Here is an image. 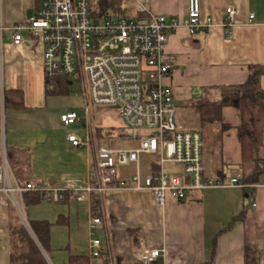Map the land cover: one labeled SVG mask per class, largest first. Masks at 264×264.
I'll use <instances>...</instances> for the list:
<instances>
[{"label":"crops","instance_id":"1","mask_svg":"<svg viewBox=\"0 0 264 264\" xmlns=\"http://www.w3.org/2000/svg\"><path fill=\"white\" fill-rule=\"evenodd\" d=\"M125 3H129L132 16L137 14L138 4L181 22L188 15V0H124ZM40 5L41 0H0V164L7 149L19 151L23 176L17 178L8 163L16 182L57 187L65 191L66 198L88 184L94 152L73 148L67 139L68 127L60 120L65 113L84 112L82 99L73 95L46 98L43 46L28 31L22 32L21 45L13 44L11 28L29 22ZM229 8L237 12L230 29L231 39L223 27ZM250 15L255 16L253 24H249ZM201 16L204 24L210 21L207 28L191 36L181 26L170 35L166 46L165 58L172 65V73L164 83L173 90L180 122L188 130H193L197 121L193 109L188 107L194 103L189 97L191 89L199 88L212 100L219 99L221 94L212 91L214 88L241 85L250 65L264 66V0H201ZM261 85L264 89V77ZM6 90L23 91L27 109L5 111ZM84 117L87 119L85 112ZM78 122H82L81 116ZM223 123L231 129L222 137L217 126L205 134L206 174L217 181L243 173L237 110L224 108ZM114 142L117 145H108H127L126 139ZM107 143H98L95 135L96 147ZM142 161L147 163V158L142 157ZM135 170V165L123 167L119 180H130ZM175 173L181 174L182 170ZM64 200L51 202L45 198L25 209L24 194L19 197L26 220L52 224L50 250L43 251L48 264H69L71 256H89L90 264H135L132 253L140 246L141 238L147 245L166 249L165 264H244L247 247L255 249L258 264H264V175L251 197L243 188H213L195 191L184 202L169 197L160 206L147 191H120L103 201L99 199L97 214L91 199ZM245 209L246 217L234 221ZM96 215L105 217V225L97 232L101 256L92 258L89 221ZM9 218V206L0 208V264H10ZM59 219L63 224H58Z\"/></svg>","mask_w":264,"mask_h":264},{"label":"built area","instance_id":"2","mask_svg":"<svg viewBox=\"0 0 264 264\" xmlns=\"http://www.w3.org/2000/svg\"><path fill=\"white\" fill-rule=\"evenodd\" d=\"M94 0H41L37 15L29 22L15 25L13 44L23 43L22 32L28 31L43 46L44 69L47 77L62 76L83 101L87 122L86 138L69 134L73 148L93 150L94 159L88 171V184L71 192L77 202L89 201L92 195L104 198L114 192L147 191L157 205L164 206L169 197L184 202L191 193L213 188H245L240 176L214 180L207 176L204 165L203 136L188 130L180 122V112L173 90L164 81L172 73L166 61V46L179 27L191 36L208 27L201 16V0H188V15L181 22L176 17L152 13L138 4L137 14L123 16L119 11L93 7ZM236 10L226 11L224 29L231 39ZM255 16L250 15L249 24ZM0 27V64L2 60ZM194 103H210L212 98L199 88L189 94ZM113 108L119 113L127 133V145L113 148L107 144L95 146V134L89 120L93 108ZM61 122L70 127L80 121L77 112L61 115ZM137 142V146L130 144ZM133 145V144H132ZM142 157L147 158L143 163ZM136 166L128 181L119 180L117 167ZM167 165L180 168L181 174L167 172ZM147 171L145 173L144 171ZM27 192L44 194L51 202H60L65 191L33 184L20 185L9 171L8 161L0 164V208L11 203L21 213L19 197ZM255 206V205H254ZM105 225V217L94 216L89 221L90 254L100 257L102 246L97 232ZM163 247L140 246L132 253L135 264H152L165 260Z\"/></svg>","mask_w":264,"mask_h":264},{"label":"trees","instance_id":"3","mask_svg":"<svg viewBox=\"0 0 264 264\" xmlns=\"http://www.w3.org/2000/svg\"><path fill=\"white\" fill-rule=\"evenodd\" d=\"M124 0H98L103 11L114 9L120 11ZM264 77V66L250 65L246 81L238 86L214 88L221 94L219 99L215 98L210 103H190L196 116L195 128L203 136L204 144L206 135L212 127H219L221 137L231 129V126L223 123V110L232 107L237 110L240 116V125L237 128V138L241 146V170L240 182L245 186L244 191L248 196H253L256 186L260 183L264 175V89L261 80ZM45 95L48 97H65L72 95L69 82L62 76L45 78ZM5 111H23L25 107V97L21 90L4 91ZM206 134V135H205ZM98 143L115 139L130 138V133L126 131L116 132V129L101 130L95 132ZM205 152V148H204ZM19 151L13 149L6 150L9 166L17 178L23 176L24 163L20 162ZM221 177L218 180H224ZM71 193L67 194L63 202L69 201ZM44 194L39 192L24 194L25 209L44 200ZM92 207L95 214L99 210L98 195H92ZM9 245L10 264H48L43 253L50 250V233L52 224L43 221H28L31 232L23 223L17 209L9 203ZM26 213V212H25ZM245 209L236 220H243L246 217ZM98 216V215H96ZM58 224H63L59 219ZM258 253L255 249L247 247L245 249L244 264H258ZM69 264H90L89 256L70 257ZM107 264H111L107 261ZM137 264V263H136ZM152 264H165L164 260H158Z\"/></svg>","mask_w":264,"mask_h":264},{"label":"rangeland","instance_id":"4","mask_svg":"<svg viewBox=\"0 0 264 264\" xmlns=\"http://www.w3.org/2000/svg\"><path fill=\"white\" fill-rule=\"evenodd\" d=\"M93 7L98 9L99 8V2L98 0H94L93 1ZM123 16H126V17H131L132 16V9L129 5V3H125L122 5V9H120L119 11ZM9 39V35L5 34V41H8ZM71 92H75L77 94L80 95L79 93V87L76 83H74V86H72V89H71ZM73 98H76L74 95L72 96ZM79 116L82 117V122H78L77 124L75 125H72L70 127H68V132L70 134H73V135H76L77 137L79 138H86V125L88 124L87 122V119L86 117H84V112L82 111H79V110H75ZM90 120H91V124H92V128L94 130V132H96V129H101V130H110V129H116V132H120V131H126L125 130V127H124V123L122 121V119L120 118L119 116V113L116 109H113V108H109V107H106V108H103L102 110L100 111H97L96 109H93L91 112H90ZM113 141V142H112ZM115 140H108L106 142H102V143H107V145H117V142H114ZM130 146H133L132 144L129 143ZM205 154V152H204ZM131 168V167H130ZM123 169V167H117V170L120 174V171ZM165 170L167 172H175V171H180L181 172V169L180 168H174L173 166H170V165H167L165 167ZM22 221L24 224H27L28 227H29V224H28V221L26 220V216L23 212V210L21 211V213L18 211ZM30 229V227H29ZM28 229V230H29ZM31 232V230H29Z\"/></svg>","mask_w":264,"mask_h":264},{"label":"water","instance_id":"5","mask_svg":"<svg viewBox=\"0 0 264 264\" xmlns=\"http://www.w3.org/2000/svg\"><path fill=\"white\" fill-rule=\"evenodd\" d=\"M99 110V109H98ZM26 225V227L29 229V227H28V225L27 224H25ZM30 230V229H29Z\"/></svg>","mask_w":264,"mask_h":264}]
</instances>
